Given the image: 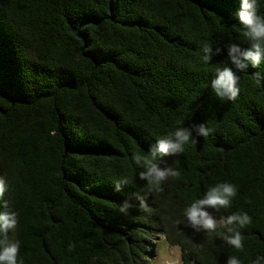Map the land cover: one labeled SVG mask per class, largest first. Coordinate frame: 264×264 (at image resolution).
I'll use <instances>...</instances> for the list:
<instances>
[{
  "label": "trees",
  "instance_id": "16d2710c",
  "mask_svg": "<svg viewBox=\"0 0 264 264\" xmlns=\"http://www.w3.org/2000/svg\"><path fill=\"white\" fill-rule=\"evenodd\" d=\"M239 9L240 0H0V177L23 264H144L157 234L182 264L264 257V63L237 71L235 100L211 87L218 67H233L226 46H249ZM201 123L207 137L192 127L196 142L158 161L179 177L150 192L132 154ZM222 182L238 192L213 215L251 217L234 226L243 251L222 239L226 228L177 223Z\"/></svg>",
  "mask_w": 264,
  "mask_h": 264
},
{
  "label": "clouds",
  "instance_id": "9594fccd",
  "mask_svg": "<svg viewBox=\"0 0 264 264\" xmlns=\"http://www.w3.org/2000/svg\"><path fill=\"white\" fill-rule=\"evenodd\" d=\"M240 24L243 26L242 36L248 42V47H241L237 43H229L226 46L227 57L233 67L225 64L223 67L216 69L215 77L211 81V87L215 95L221 99L235 100L239 95V79L237 71H246L251 65L254 68L264 63V15L258 14L257 0H240V9L237 12ZM202 60L207 63L211 60L213 49L208 42L203 45ZM235 69V70H234ZM257 82H260V74H254ZM192 127L198 129V135L207 137L210 129L201 123L191 125V127H178L174 132L167 136L157 139L155 146L151 148L148 154L134 152L131 156L132 161L143 171L139 172V178L147 181L149 191L161 192V187L169 178H178L180 173L172 167H161L158 162L163 157L175 156L184 151V145L190 140L195 143L193 138ZM127 181L117 182V191L120 184H126ZM9 190V185L4 178L0 177V207L4 211L0 212V264H23L19 260L20 243L18 240L10 239L9 233H14L18 227L19 220L17 212L9 208V202L3 201L5 193ZM237 187L228 182L218 183L210 187L203 198L196 199L184 209L183 221L185 227H190L195 232L205 231L214 233L218 228H226L227 233H221L222 239L232 248L243 251L244 237L234 226L244 228L252 220L247 213L236 212L226 217L217 219L213 212L219 213L231 207L233 199L237 195ZM129 202L125 201L120 206L119 211L125 215L132 208ZM139 207L147 211V205L144 199H140ZM74 245H69V251ZM264 257L258 256L252 264H260ZM227 264H241V261L235 256H230Z\"/></svg>",
  "mask_w": 264,
  "mask_h": 264
},
{
  "label": "rangeland",
  "instance_id": "374dc122",
  "mask_svg": "<svg viewBox=\"0 0 264 264\" xmlns=\"http://www.w3.org/2000/svg\"><path fill=\"white\" fill-rule=\"evenodd\" d=\"M149 245L147 261L144 264H182L180 248L170 244L164 235L157 234L149 240Z\"/></svg>",
  "mask_w": 264,
  "mask_h": 264
}]
</instances>
